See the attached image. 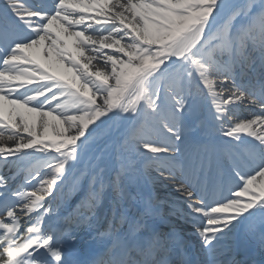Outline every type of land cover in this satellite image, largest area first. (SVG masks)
<instances>
[{
  "label": "snow or ice",
  "instance_id": "6c2138e0",
  "mask_svg": "<svg viewBox=\"0 0 264 264\" xmlns=\"http://www.w3.org/2000/svg\"><path fill=\"white\" fill-rule=\"evenodd\" d=\"M247 245L264 264V0H2L0 264Z\"/></svg>",
  "mask_w": 264,
  "mask_h": 264
},
{
  "label": "bare ground",
  "instance_id": "6f19581e",
  "mask_svg": "<svg viewBox=\"0 0 264 264\" xmlns=\"http://www.w3.org/2000/svg\"><path fill=\"white\" fill-rule=\"evenodd\" d=\"M2 2V0H0ZM197 136H203L204 133L196 132ZM148 188L152 191V194L168 202V204L177 210L181 209L182 201L176 196V194L170 189L169 186L163 185L159 182H149ZM184 225V224H183ZM186 228V226H184Z\"/></svg>",
  "mask_w": 264,
  "mask_h": 264
}]
</instances>
